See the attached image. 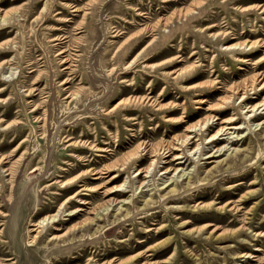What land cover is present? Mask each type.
I'll return each mask as SVG.
<instances>
[{
    "label": "rangeland",
    "instance_id": "obj_1",
    "mask_svg": "<svg viewBox=\"0 0 264 264\" xmlns=\"http://www.w3.org/2000/svg\"><path fill=\"white\" fill-rule=\"evenodd\" d=\"M0 17V264H264V0H0ZM180 172L190 187L160 199Z\"/></svg>",
    "mask_w": 264,
    "mask_h": 264
},
{
    "label": "bare ground",
    "instance_id": "obj_2",
    "mask_svg": "<svg viewBox=\"0 0 264 264\" xmlns=\"http://www.w3.org/2000/svg\"><path fill=\"white\" fill-rule=\"evenodd\" d=\"M7 22H5V19L3 18V17H0V24H6ZM250 45H251V43H250ZM229 48V47H228ZM63 61H65V60H63ZM242 61H244V60H242ZM179 74V73H178ZM251 80H253V79H251ZM217 89H219V88H217ZM248 90H250L251 91V93H256L257 94V92L256 91H262V90H264V74H262V72L261 73H258L257 74V76L255 77V79H254V84L252 85H250V88L248 89ZM233 92V91H232ZM249 92V91H248ZM70 95H72V93L70 94ZM240 98V101H243L244 99L246 100V99H249L250 97H248L247 96V91H243L242 92V95L239 97ZM205 99H202V100H199L198 99V101L200 102V103H203V101H204ZM197 101V100H196ZM244 105V104H243ZM263 106V108H264V100H261V101H259V102H257V103H255L254 105H251V106H249V108H250V112H255L258 108H260V107H262ZM207 109H209V108H207ZM175 109L173 108V111H174ZM211 111H215L214 109H210ZM222 113L224 112V110L223 111H221ZM220 112V113H221ZM213 117H214V115H211V116H208L207 118H205L204 120H202V121H199V123H195L194 125H192L191 126V128L189 129V130H187L186 129V131H188L189 133H185V134H183L181 137H179V138H177V139H175L174 141H175V144H172V145H163V146H161V147H159L156 151L154 150L151 154H152V156H154V158L155 159H153L152 160V162H151V164L150 165H154V167H153V170H154V168L156 167V165H155V160L158 158V156H160V155H163V157L168 153L169 154V152H170V150H169V148L171 149V150H178L177 149V147H181V149H179V151H180V154H184V155H186L185 154V151L187 150L188 151V149H189V145L190 144H192V143H194L196 140H192L193 139V136H191L190 134L191 133H194V136L195 135H198V131L199 132H201V131H203V130H208V129H211V127L213 126L212 125V122H211V120L213 119ZM166 119L165 120H167V119H169L168 117H165ZM235 119L233 118V117H229V118H227V119H224V120H222V122L223 123H225V124H232L233 123V121H234ZM228 129H233V131L232 132H229V134H231V133H233V132H235V129H238V127L237 126H235V125H223V126H221V127H219L217 130H216V132L213 134V135H211L208 139H211V141L214 139V137H216V135H221V134H223V133H228V132H226ZM202 135V134H201ZM218 138V137H217ZM201 139V138H200ZM203 139V138H202ZM192 140V141H191ZM203 141V140H202ZM198 144L199 143H196L195 145L196 146H198ZM177 145V147H175ZM195 146V147H196ZM194 147V148H195ZM99 149H101V148H99ZM194 151L195 150H197V147L195 148V149H193ZM143 151V150H142ZM192 151V150H191ZM167 154V155H168ZM180 154H175V155H173V157H172V160H173V162L174 161H176L175 162V165H178L180 162H182L181 161V159L184 157V156H181ZM231 154V152H229V154L228 155H230ZM246 155V154H245ZM151 156V155H150ZM3 161V160H2ZM90 163V162H89ZM150 165L147 167V169H146V173L147 172H149L150 171ZM170 169V168H169ZM168 169V170H169ZM174 171L177 169V167H173L172 168ZM6 170H8V169H4V171H6ZM153 170L151 171L152 173H153ZM167 170H165L164 172H166ZM96 172L97 171H94V172H92L91 174H96ZM140 171L138 172L137 171V174L136 175H140ZM119 174H113L112 176H110V178H109V180L110 181H112V180H114L117 176H118ZM185 175V176H184ZM182 176H184V178L183 179H187V182L186 183H188L189 182V178H190V176L188 175V174H185V172H180L179 174H177L176 176H171V177H168L167 179H165V180H162L160 183H158V184H160L161 186H160V188L161 187H167V186H169V189H168V193H170V194H168V195H166V196H164V195H160L161 197H160V199H166V198H168V196L169 195H171V196H173V195H182V193L183 192H185L189 187H190V184H187V186L186 187H184V189L182 190V191H179V190H177V181H178V179L179 178H182ZM96 178L97 177H99V176H95ZM238 177V176H237ZM108 178V177H107ZM167 181H170L169 183L167 182ZM253 181H251V182H249V183H252ZM167 183V184H166ZM142 184V183H141ZM61 186H64L65 185V183H61L60 184ZM124 184H121V185H119L120 187H122ZM171 185V186H170ZM79 187V186H78ZM137 187H140V186H137ZM244 187V184H243V182H241V181H239V182H237L236 184H234L233 185V189L234 190H236V191H240L242 188ZM119 188V187H118ZM83 189H87V190H90V188H87V187H85V188H83ZM139 189V188H138ZM159 189V188H158ZM93 191V190H92ZM134 191V190H133ZM135 192H137V190L135 191ZM133 193V192H132ZM210 193V192H209ZM232 194H235L234 192L232 193ZM250 194H251V192H245L244 194H242L238 199H236V200H231V199H228V201L225 203V205L226 206H228V207H230L231 209H235V211L236 212H238V211H241V209L243 208L242 207V205L241 204H243V202H245L246 201V199H249V196H250ZM151 195V194H150ZM231 195V194H230ZM200 197V196H199ZM173 198V197H172ZM176 198H181V197H179V196H177ZM142 202H143V206L145 207V206H147V207H149V200L148 199H150V198H143V195H142ZM174 199V198H173ZM81 203H87V201H81ZM123 203V202H122ZM121 203V204H122ZM202 202H200V201H197L196 202V205L195 206H206V208L207 207H209L210 205L208 204V205H206L205 203H203V204H201ZM110 206V205H109ZM108 204H103V205H101L100 207H99V209H96L95 210V213H94V215H92L93 217H91V218H89L88 220H87V224L90 222V223H92V221H94L95 219H98V217L101 215V213L104 211V210H107L108 209ZM219 208H222V206H218ZM112 210L114 209V211H118V210H121V205H119V206H117L116 208H111ZM142 209H145V208H138V210H142ZM77 210H82V208H80V207H78L77 208ZM125 212H124V214H123V217L124 216H127L128 214H129V212H128V210H124ZM121 213V212H120ZM184 213H181V217H182V215H183ZM54 218H55V215L53 214V215H48V216H43V217H41L40 219H38V220H36V221H33L30 225L32 226V231H36V233L31 237V239H30V242L29 243H35V241L36 240H38V238L41 236V233L47 228V226L49 225V224H51V223H53L54 222ZM13 221H14V219H13ZM235 221H237V220H234V222ZM182 224H184V222H182ZM181 225V224H180ZM110 229V228H109ZM150 229L151 228H147L146 229V231H150ZM100 229H96V230H94V232H92V233H90V234H88L89 236H92V235H94L97 231H99ZM162 231H163V229L161 228V227H159L156 231H155V233L153 234V236H155V235H158V234H160V233H162ZM13 234V233H12ZM28 245H30V244H28Z\"/></svg>",
    "mask_w": 264,
    "mask_h": 264
}]
</instances>
